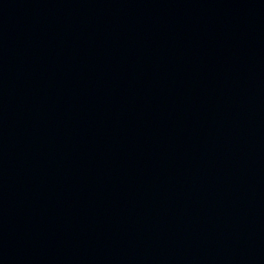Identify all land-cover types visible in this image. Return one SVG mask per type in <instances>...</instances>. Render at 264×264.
<instances>
[{
  "label": "water",
  "instance_id": "95a60500",
  "mask_svg": "<svg viewBox=\"0 0 264 264\" xmlns=\"http://www.w3.org/2000/svg\"><path fill=\"white\" fill-rule=\"evenodd\" d=\"M0 264H264V0H0Z\"/></svg>",
  "mask_w": 264,
  "mask_h": 264
}]
</instances>
